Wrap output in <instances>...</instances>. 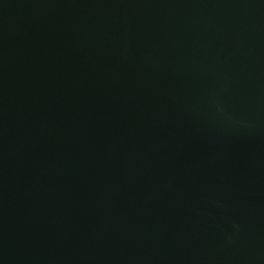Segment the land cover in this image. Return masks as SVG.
Masks as SVG:
<instances>
[{
	"label": "water",
	"instance_id": "1",
	"mask_svg": "<svg viewBox=\"0 0 264 264\" xmlns=\"http://www.w3.org/2000/svg\"><path fill=\"white\" fill-rule=\"evenodd\" d=\"M0 264H264V0H0Z\"/></svg>",
	"mask_w": 264,
	"mask_h": 264
}]
</instances>
